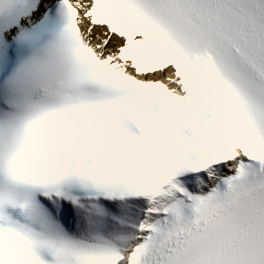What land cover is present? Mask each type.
<instances>
[{
  "label": "snow or ice",
  "instance_id": "6c2138e0",
  "mask_svg": "<svg viewBox=\"0 0 264 264\" xmlns=\"http://www.w3.org/2000/svg\"><path fill=\"white\" fill-rule=\"evenodd\" d=\"M0 264H264V0H0Z\"/></svg>",
  "mask_w": 264,
  "mask_h": 264
}]
</instances>
